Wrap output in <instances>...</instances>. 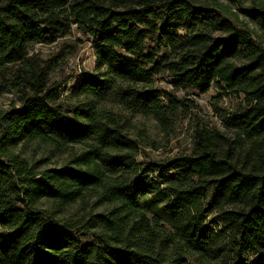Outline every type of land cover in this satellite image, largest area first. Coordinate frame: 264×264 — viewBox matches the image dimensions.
Masks as SVG:
<instances>
[{"label":"trees","instance_id":"16d2710c","mask_svg":"<svg viewBox=\"0 0 264 264\" xmlns=\"http://www.w3.org/2000/svg\"><path fill=\"white\" fill-rule=\"evenodd\" d=\"M247 11L264 36V2ZM72 31L94 68L66 88L51 73L71 44L29 54ZM0 79L20 97L0 113V264H264V41L226 6L0 0ZM210 91L236 100L219 127L183 95ZM134 117L191 118L190 146L150 158ZM31 143L63 163L41 169Z\"/></svg>","mask_w":264,"mask_h":264},{"label":"rangeland","instance_id":"374dc122","mask_svg":"<svg viewBox=\"0 0 264 264\" xmlns=\"http://www.w3.org/2000/svg\"><path fill=\"white\" fill-rule=\"evenodd\" d=\"M198 4H210L217 2L226 6L229 14H232L239 22H241L247 29H249L258 39L264 36L262 32L258 30V27L248 17L249 12L247 11L251 7L260 6V3L264 0H191ZM62 42H67L73 46V50L66 55L64 63L58 68H54L51 73V80L64 83L63 86L69 87L70 78L69 76L79 75L84 72H93L94 68V57L91 43L84 37L76 34L72 31L65 37H61L56 43L52 45H37L30 50L29 55H37L41 59H47L52 56L61 46ZM164 81H160V84L165 86ZM9 81L0 79V113L5 112L11 108L20 106L19 95L9 88ZM63 89V88H62ZM64 95V94H63ZM182 95V93L180 94ZM183 95L195 102L199 109L197 111L198 118L202 117L208 126L219 127L221 124L220 119L217 117L213 106L220 108L231 107L236 100L229 98H222L221 100L215 99L214 91L209 93L194 94L189 93ZM103 108L107 110L116 111L118 108L110 100L102 103ZM192 123V119L183 120L179 125L174 127L170 132L164 133L159 129L155 122L150 119H144L141 117H134L129 120L128 129L133 134L138 136L139 142L142 143L143 148L148 152L150 158H169L174 155H180L186 152L188 146H190V129L189 124ZM143 139V140H141ZM150 144V145H149ZM21 152L23 155L30 160L39 161L44 160L46 163L41 165L47 168H55L57 165L63 163L65 157L53 154L49 151L48 147L39 144L31 143L27 147H22Z\"/></svg>","mask_w":264,"mask_h":264}]
</instances>
